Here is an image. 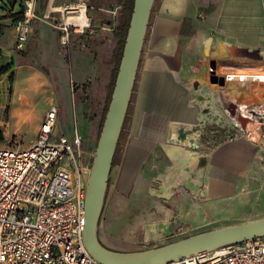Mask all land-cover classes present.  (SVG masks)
<instances>
[{
  "label": "crops",
  "instance_id": "0c3cea01",
  "mask_svg": "<svg viewBox=\"0 0 264 264\" xmlns=\"http://www.w3.org/2000/svg\"><path fill=\"white\" fill-rule=\"evenodd\" d=\"M37 8L38 3L36 14ZM22 9L23 0H0V52L5 58L16 57L11 46L15 38L17 43L14 24ZM90 25L85 35H80L87 53L72 50L70 66L60 61L58 74L50 60L56 45L47 34L49 28L33 21L24 56L13 68L25 78L21 84L16 81L10 113L11 123L33 125L36 134L50 108L59 106L55 137L73 141L76 133L80 134L81 148L86 151L91 149V139L102 120L116 48L111 46L113 53L106 56L105 37H96L108 26V42L119 44L124 32L123 24L115 22L93 20ZM9 31L6 46L1 37ZM88 36L92 37L86 39ZM31 43L35 46L30 47ZM47 68L53 72L51 77ZM54 74L59 75L58 84H54ZM214 78L223 82L214 83ZM27 80L34 83L23 107L21 89ZM71 82L81 86L90 82L91 99L74 106L68 94ZM208 96L220 105L227 123L224 130H228L220 136L209 132L200 139L203 150L199 154L206 158L204 170L192 179L190 169L197 166L198 159L183 169L190 174L192 185H185L192 192L175 184L165 193L162 178L174 168L164 150L170 138H175L171 133L178 125L185 130L196 125L203 98ZM263 117L264 0H157L113 175L116 193L124 194L130 184L131 198L134 193L137 199L146 195L154 205L170 204L171 208L140 212L139 228L117 251L134 252V245L163 243L180 227L200 234L264 219V207L256 200L264 191V149L247 135H239L233 125L254 133L262 128Z\"/></svg>",
  "mask_w": 264,
  "mask_h": 264
},
{
  "label": "built area",
  "instance_id": "2783aa9c",
  "mask_svg": "<svg viewBox=\"0 0 264 264\" xmlns=\"http://www.w3.org/2000/svg\"><path fill=\"white\" fill-rule=\"evenodd\" d=\"M37 3L23 0L16 16L19 48L28 42ZM75 11H66L67 21L61 26L67 40L70 30L84 33L91 27L88 19L86 25L77 22L81 13ZM58 115V108L51 107L31 146L0 145V264H103L84 241L91 166L81 162L79 136L73 141L55 137ZM260 124L262 128L254 133L233 125L239 135H247L264 149V117ZM177 264H264V237Z\"/></svg>",
  "mask_w": 264,
  "mask_h": 264
},
{
  "label": "water",
  "instance_id": "95a60500",
  "mask_svg": "<svg viewBox=\"0 0 264 264\" xmlns=\"http://www.w3.org/2000/svg\"><path fill=\"white\" fill-rule=\"evenodd\" d=\"M156 1L134 0L111 101L91 165L86 191L84 241L89 253L103 264H177L227 246L264 237V219H261L247 224L200 233L157 248L136 252L111 250L103 245L99 238L113 162L132 100ZM212 80L214 83L223 82L218 78ZM211 124L221 130L227 128L226 120L220 113V105L214 101L212 96H208L203 98L200 118L196 125L187 130L183 125L175 126V131L171 133L175 138H170L164 150L171 162H177L180 170L189 165L190 153L199 154V151L203 150L200 139H204L210 132ZM197 141L199 145H195ZM205 166L206 158L199 154L197 166L190 169L192 179L202 172ZM183 188L192 192L186 185H183Z\"/></svg>",
  "mask_w": 264,
  "mask_h": 264
},
{
  "label": "rangeland",
  "instance_id": "374dc122",
  "mask_svg": "<svg viewBox=\"0 0 264 264\" xmlns=\"http://www.w3.org/2000/svg\"><path fill=\"white\" fill-rule=\"evenodd\" d=\"M131 0H38V10H37V19L36 21L39 23L46 24L48 26L47 34H51V38L54 39V45H56L55 51L50 56L51 64L57 67L58 74H61V65L60 61L64 66H70L72 59L71 53L72 50L78 52L79 54L87 53L83 48L82 38L80 35H85L84 33L70 30V38L67 40L64 32L61 30V26L67 21V13L66 9L69 8L71 5L75 4H84L86 6V16L88 21H98V22H115L116 25H124L127 16L128 5L130 4ZM101 34L96 38L105 37L106 45L109 49V53L106 56H109L111 52L113 53L112 47L116 45L115 54L113 57V74L110 80V84L107 87V97L105 101L104 113L102 115V120L100 124L96 127V132L94 134V138L91 139V149L86 151L83 147L79 150L81 155V162L85 167H89L92 165L94 154L96 152L97 144L99 141V137L101 134V130L103 127V123L109 108L110 98L114 89L116 76L118 73L123 48L125 44V39L127 33L125 34L123 46H122V39L121 42L118 44H114L113 41L111 44L108 42V36L111 32H109V27H102ZM3 33L2 35V43L7 46V41H9V33ZM93 36V35H92ZM92 36H88L86 39H90ZM124 36V33H123ZM85 39V40H86ZM35 46L32 43L30 47ZM112 46V47H111ZM28 49L31 52V48ZM81 48V49H80ZM11 49L15 52V58H5L3 54L0 52V69L6 66H10V70L0 75V131L3 134V141L0 142V145L4 147H20L26 148L31 146L37 138L38 131L35 134L36 127L33 125H23V126H16L11 123L10 113L12 112V99L14 96L15 88H16V81L19 80V83H23L25 75L13 69L16 65V60H20L22 56H24L25 48H19L16 43L11 46ZM95 48H93V52ZM98 55V53H97ZM80 57V56H79ZM48 69V68H47ZM53 72H50L48 69V75L50 76ZM51 77V76H50ZM54 84L59 83V75L55 77L53 75ZM62 91V95L65 96L66 93L64 90L59 88ZM90 90L91 84L87 82V84L79 85L77 83L71 82L69 85V97L74 106H79L80 104H84L87 100H90ZM16 106L15 108L18 109L20 104L18 98L14 100ZM44 106V104L42 105ZM56 106V105H55ZM53 107V106H52ZM59 110V106H56ZM87 115L86 118L90 119L91 110H86ZM90 128V127H89ZM20 129V130H19ZM228 130V129H227ZM226 130V131H227ZM225 130H221L216 127L214 124L210 126V132H217V135H223ZM124 132L122 131V134ZM77 136H79L76 133ZM81 136V135H80ZM79 136V137H80ZM120 151V144L118 145L116 155L113 162V168L110 175L109 180V188L107 193V199L105 208L103 211V216L100 223L99 229V238L103 245L107 248L117 251L118 249L123 248L124 242H127L128 237L134 233V231L139 228L137 220L139 219V213H144L146 211H151L155 208L160 209L164 207L166 210L171 208L170 204L166 205H154L153 202L149 199L148 196H142V198L137 199L135 197V193L131 198V191H130V184L127 185L126 189L124 190V194L115 192V185H114V166L118 160V154ZM262 179L264 182V174L262 175ZM132 190H134L132 188ZM135 192V190H134ZM156 193V192H155ZM262 195L257 200V203L260 207H264V191L260 192ZM180 196V195H179ZM147 197V198H146ZM147 226H150L147 224ZM148 230L150 227L147 228ZM151 230V229H150ZM149 230V231H150ZM193 235H197L193 232H186L184 231L183 227L175 230V233L170 235L167 241L160 243V244H140L134 245L136 251H143L148 249L157 248L163 245H167ZM120 252V251H118Z\"/></svg>",
  "mask_w": 264,
  "mask_h": 264
},
{
  "label": "bare ground",
  "instance_id": "6f19581e",
  "mask_svg": "<svg viewBox=\"0 0 264 264\" xmlns=\"http://www.w3.org/2000/svg\"><path fill=\"white\" fill-rule=\"evenodd\" d=\"M66 10H77L74 13H77V12L81 13L79 15H76L77 17L75 19L77 20V22H80L82 25L87 24L88 18L86 16L85 6H83L82 4L81 5L75 4V5H71ZM71 19H73V18H71ZM33 83H34V81L27 80V81H25L24 86L21 89V100H22V106L23 107L27 106L28 96L30 95L29 86L30 85L33 86ZM197 159H198V157H197L196 153H190V162H195ZM162 181L164 182V185H165V189L163 190V192H165V193L167 191H170L171 188L173 187V185H175V184H180V185L189 184L190 186L192 185L189 183V181H191L189 172H187V170H180L178 168L177 162H174V168L169 170L168 174L162 178ZM159 193H162V192H158V194ZM156 194H157V192H156Z\"/></svg>",
  "mask_w": 264,
  "mask_h": 264
},
{
  "label": "trees",
  "instance_id": "16d2710c",
  "mask_svg": "<svg viewBox=\"0 0 264 264\" xmlns=\"http://www.w3.org/2000/svg\"><path fill=\"white\" fill-rule=\"evenodd\" d=\"M133 5H134V0L130 1V4L128 5V12H127V16H126V21L123 25V29H124V36L122 37V46H123V42H124V38H125V34L128 31L129 28V23H130V19H131V15H132V11H133ZM10 66H6L0 69V75L7 73L10 70ZM3 141V134L0 131V142Z\"/></svg>",
  "mask_w": 264,
  "mask_h": 264
}]
</instances>
